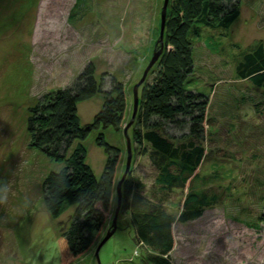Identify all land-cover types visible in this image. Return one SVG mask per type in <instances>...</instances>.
I'll list each match as a JSON object with an SVG mask.
<instances>
[{
  "label": "rangeland",
  "instance_id": "374dc122",
  "mask_svg": "<svg viewBox=\"0 0 264 264\" xmlns=\"http://www.w3.org/2000/svg\"><path fill=\"white\" fill-rule=\"evenodd\" d=\"M75 1L0 0V264L66 263L59 239L73 211L51 218L42 192L44 179L60 171L63 162L30 147L29 109L40 104L44 95L71 87L90 64L100 92L109 91L113 84L123 86L128 110L121 131L91 130L82 143L86 163L97 177L106 160L104 149L96 144L98 136L103 133L104 140L120 150L118 181L126 170L124 134L130 140L133 91L136 88L139 96L151 80L165 46L161 19L165 0H86L87 12L70 22ZM219 33L203 30L194 40V71L188 87L201 88L211 96L207 157L199 172L202 177L215 176L221 202L198 219L180 224L177 219L186 190L161 191L156 167L130 144L127 174L139 196L175 219L170 264H264V222L257 232L233 219L241 208L246 209L243 216H251L248 222L257 215L264 218V96L237 80L234 72L239 52L260 42L264 45V0H241L239 17L227 37ZM155 54L159 56L150 67ZM102 102L97 94L78 104L81 125L92 124ZM115 207L116 201L100 239L68 264L148 262L150 251L137 250L128 213L119 214L113 224ZM108 233L111 237L98 251L97 260L96 250Z\"/></svg>",
  "mask_w": 264,
  "mask_h": 264
},
{
  "label": "trees",
  "instance_id": "16d2710c",
  "mask_svg": "<svg viewBox=\"0 0 264 264\" xmlns=\"http://www.w3.org/2000/svg\"><path fill=\"white\" fill-rule=\"evenodd\" d=\"M85 1H75L68 16L70 22H75L87 12L83 6ZM240 1L170 0L166 9L162 56L151 80L145 83L137 96L136 113L129 128L130 140L127 135L129 144L138 155L148 156L156 167L161 191L186 190L177 219L180 224L198 219L203 211L221 202L218 197L221 187L214 184L215 176L211 173L202 177L199 172L207 157L205 142L211 96L201 88L194 90L188 87L194 71V40L203 30L220 31L222 38L227 37L239 17ZM234 66L237 80L264 96L262 42L239 52ZM100 91L94 66L90 64L71 87L44 95L40 104L29 109L27 132L30 147L54 161L63 162L60 171L51 172L44 179L42 192L45 210L51 218H58L69 209L73 211L71 223L59 239L62 262L66 261L64 264L90 251L100 239L114 201V214L117 208L116 189L122 179L116 180L120 150L107 143L103 133L98 136L96 144L104 149L106 160L100 177H97L86 163L87 152L82 143L91 130L102 132L112 128L120 132L127 119L128 99L124 87L119 84L111 85L107 92ZM97 94L103 98L100 111L90 126L81 125L78 104ZM253 109L256 114L260 113L257 107ZM132 112L133 105L130 117ZM174 131L178 135H174ZM125 176L120 185L117 216L128 213L137 250L141 247L150 251L145 264H170L175 219L164 210L144 203L132 177L129 174ZM256 185L261 188L262 183L256 181ZM210 186L216 187L212 189ZM245 211L241 208L233 219L259 232L264 218L257 215L255 220L248 222L246 218L251 216L248 213L243 216Z\"/></svg>",
  "mask_w": 264,
  "mask_h": 264
},
{
  "label": "water",
  "instance_id": "95a60500",
  "mask_svg": "<svg viewBox=\"0 0 264 264\" xmlns=\"http://www.w3.org/2000/svg\"><path fill=\"white\" fill-rule=\"evenodd\" d=\"M165 1H166V3H164V6H163V9H162V12H161L162 29H164L166 9H167V6H166L167 5V0H165ZM158 56H159L158 54H155L152 62L150 63V67L155 63V61L157 60ZM133 94H134V106H133V112H132L131 121H133L134 115L136 113V108H137V92H136V88L134 89ZM124 135L126 136L128 158H127V163H126L125 174L123 175L121 181L118 183L117 189H116L118 200H117V208L115 210V215H114V220H113V224L114 225H115V222H116V218H117V214H118V210H119V205H120V185H121L122 181L124 180L125 175L127 174L129 162H130V159H131L129 140L127 138V135L126 134H124ZM110 237H111V233L110 234L108 233L107 236L100 242V244H99V246H98V248L96 250V258H97V260H98V251L103 246V244L107 240H109ZM98 264H99V261H98Z\"/></svg>",
  "mask_w": 264,
  "mask_h": 264
}]
</instances>
